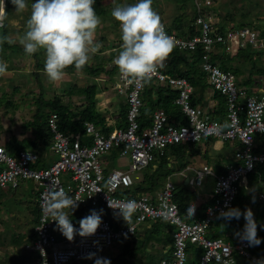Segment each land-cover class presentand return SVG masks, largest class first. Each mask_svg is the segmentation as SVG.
<instances>
[{"label": "built area", "instance_id": "2783aa9c", "mask_svg": "<svg viewBox=\"0 0 264 264\" xmlns=\"http://www.w3.org/2000/svg\"><path fill=\"white\" fill-rule=\"evenodd\" d=\"M194 5L198 16L193 25L198 27V35L186 40L163 25L180 50H194L199 44L203 45L205 54L201 66L209 74L212 89L226 97L225 121L214 118L210 112L193 104L194 86L184 77L169 75L160 66L152 79L157 85L168 84L179 91L175 103L187 118L186 124L171 123L166 111L157 109L152 115L151 126L141 130L138 118L144 105L146 84H129L119 73L113 89L125 98L126 127L106 134L94 123L85 122V134L67 135L60 130L58 114L52 112L48 118L52 135L50 148L58 159L49 167L42 166L37 150L11 151L0 143V188L16 190L21 181L29 180L40 188V216L34 228L37 238L24 246L32 256L23 264H72L87 259L89 253L105 251L126 237L135 236L141 224L156 220L165 221L173 227L171 255L160 264L264 262V258L255 255L251 246L237 235L241 231H228L216 237L209 232L214 218L222 210L233 207L239 188L243 184L247 187L248 176L257 164H264V151L256 150L257 138L264 136V95L249 93L246 87L238 85L233 72L220 68L212 57L218 44H222L229 54L245 47L264 51V27L252 25L217 34L214 15L208 12L213 8L214 0H194ZM205 139L238 142L241 148L235 150L233 164L224 172L217 174L208 165L195 170L196 176L191 183L196 186H201L208 177L215 179L214 200L201 218L191 222L182 219L180 207L174 199L176 185L171 177L167 178L157 194L133 196L126 193L135 184L132 174L143 171L164 156L169 146L200 143ZM114 149H118L120 158L129 157L131 163L128 170L114 169L106 173L103 158ZM51 184L79 200L77 209L87 207L108 211L109 215L102 216V223L94 236L81 238L76 235L69 242L52 218L45 216L42 205ZM128 199L135 200L138 205L129 225L116 217L107 203L108 200ZM259 200L264 204V190L259 193ZM74 226L78 229L79 223Z\"/></svg>", "mask_w": 264, "mask_h": 264}, {"label": "crops", "instance_id": "0c3cea01", "mask_svg": "<svg viewBox=\"0 0 264 264\" xmlns=\"http://www.w3.org/2000/svg\"><path fill=\"white\" fill-rule=\"evenodd\" d=\"M172 1L174 0H166V2L164 1L162 2L161 0H155V3L153 2L152 7L160 15L162 23L166 25L169 28V30L176 31L177 28H180V30L181 29L183 30L184 28L186 32H188L189 27L187 26L192 22V21L191 22L189 21H190V18L193 16L195 5H194V8H191L192 12L188 11L187 16L181 18V20L178 22L177 15H175L172 12L171 16H168L166 12L167 10L171 9L170 6L172 5ZM33 2L34 0H27L28 8L25 9L23 12H15V8L11 4V0H4V3L6 5V11L8 13V17L4 21V26L0 28V36H7L9 37V40H10V42H5L3 45H0V61H4L7 65V71L3 74H0V80L6 82V84L11 85L13 88V91H18V93L20 92V94L22 92L25 93L26 91H27L26 94L31 93V92L34 94V96L31 97L32 105L30 107L27 106L25 110H23V112L26 110L27 112H29V115L27 117V121L29 125L30 123L33 122V119H35L39 106H43L42 103H39V97L42 92V87L46 88L45 93H44L45 100H49V99H52L58 96V98L61 99L60 101L63 104L70 105V109L73 113H78V110L84 105H86L85 96L78 94L75 91V89L74 91L70 92L71 90L70 86L73 87L74 85H77L79 87H85V86H88L89 84L90 85L96 84L98 86L97 107L99 111L103 113V117H105V121L96 126L103 133H105L108 130L110 133L114 129L124 128L125 127V123H124L125 117L121 116V114L123 112L122 111L123 109L125 110L127 109L126 101H125V98L123 97H122L123 99H119L120 95L116 94V92L113 89L114 88L113 82L115 81L116 74L119 73V70L113 64L112 61L117 55L120 45L122 43L120 39L121 33H120L118 22L116 25H114L115 22L112 24H109L110 26L108 24L104 25V23H106V20L108 19L107 16L109 17H112V16L111 14L104 13L101 7L102 3L99 0H96L95 5H94L96 13L97 14L100 13L101 15H105V16L102 17L99 15L101 19V24L96 32V39H97V42L101 44V47L99 51L95 54L96 56L94 55L96 58H92L88 65L94 66V67H100V68L104 67V70L100 71L97 77H91L86 72L75 71L73 73L72 69L68 68L66 69L67 75L65 76L64 80L61 83L53 84L48 81L46 75L43 72L44 52L39 51L33 55H27L25 54L22 46L18 42V37L22 35L25 30L26 21L30 16V7ZM135 2L136 0H133L132 3H135ZM108 3L114 4L113 7H115L116 4H118L112 1L111 2L108 1ZM230 6L231 5H229V8H227V10L229 11H226V13H224L227 15H222L223 12L221 13V15L223 16L224 23L227 22L226 24H228V22H230V27H231V26L236 25L240 21L239 20L240 14L239 15L236 14L234 17L230 16L231 13H233L232 11H234V10H231ZM215 9H216V5H214V7L208 12H211L213 15H215ZM258 10L261 11V8H259ZM243 15L250 16V19H248L247 22L255 23V20L251 19L252 14L249 13V10L247 11L245 10V12L243 11ZM165 16H168V19H165ZM258 18L261 20L260 21L261 26H264V17L262 16ZM215 22L219 23L220 20L218 21L215 20ZM191 24H193V22ZM248 50H252L253 52L248 51ZM245 51H247V53L249 54H252L251 59L242 60L243 57L238 55ZM6 54L9 55L10 57L9 58L1 57L2 55H6ZM227 56L229 57V59L230 58L233 59L232 60L233 63H231V67L232 69L235 67L236 70H239L240 78L246 79L251 82V87H252V90L256 92L255 94H258V95L263 94L264 93V51H256L253 48L245 47V48L240 49L236 53H230V54L227 53ZM216 61L217 63H220L219 59ZM82 78L86 79L87 82L86 83L84 82L83 84L80 83L79 79H82ZM107 87H109V89H111L112 92L108 91ZM217 93L218 92H215L209 83L208 85L204 86L201 89V91L197 92V94L195 95V98H196L195 100L197 101L200 107H202L205 111L210 112L214 118L223 120L226 114H225V110H223L224 108H223V105H221V102H224V101L226 102V99L224 97H220V98L216 97ZM154 96L157 97V94L154 93ZM46 112L50 113V110H46ZM24 126L26 127V124H24ZM0 128L2 129V131L8 130V127H6L4 123L1 124ZM30 129H28V131L27 130L24 131L22 129L18 131L20 142H22L24 145H27L28 146L27 148L29 149L34 148V150H37V148H39L37 150L39 152L40 150L47 148L48 146L44 143L43 137L37 132V130L35 129L33 131V128L31 126H30ZM34 137H36L35 140H32ZM9 139L11 138L2 137L1 143L5 144L6 146L8 144L7 141ZM263 142L264 140L261 137L257 138V146L261 147L262 151H264ZM33 143L35 144L36 147L31 146ZM49 144H51V142ZM237 144L238 143L231 144V143H224L222 141H218L214 139H205L202 142L196 144L197 146L195 147V151H197V154H192L191 152L192 150L190 149L186 152V159L188 161V164L185 168L180 169L179 163L176 162L174 159L170 160L171 162L169 164V167L170 169H175L174 171L176 175L183 177L184 185L196 186L195 184L191 183L192 179L196 176L195 170L200 169L204 165H208L212 167L214 171L215 170L218 172L225 171L227 165L233 164L234 151L241 147V146L239 147V144L238 145ZM24 145L21 147H24ZM8 149H10V147ZM10 150L17 151V149H12V148ZM166 154H168V156L170 157L171 152L168 151ZM103 159H104L103 161H105L104 162L105 170L108 171L107 165L110 162V160L106 157H104ZM223 159H225L224 162H222ZM214 160H217V163ZM43 165H44V162H42V166ZM187 170H191L195 172V176L193 178L187 177V175L185 174ZM172 172L168 177L173 176L174 173ZM159 174H161V172ZM144 179L145 178H143V174H140V176L138 177V182H141ZM187 180H188V183H187ZM207 181H208V178H207ZM205 183H206V180L201 186H196V187H202ZM176 187L177 189L179 188V190H177V193L179 192L178 195L182 198L181 204L184 205L183 210H181V214H182V218L185 221H193L195 219H198L199 217L203 215L206 208L212 203V199H210L211 201L210 203L209 201L207 202V200H204V197H202V194L204 192L202 190L193 191L195 193H193L192 195H189L185 189L180 188L181 186L178 187L176 185ZM159 190H157L154 193L157 194ZM247 190H248V187H247ZM30 207H27L29 211H31ZM147 223L148 222L140 225L137 231L136 238L142 237L143 239L151 231H156L154 229L153 224L149 225ZM161 224L164 226L163 222ZM34 228H35V224H33L32 232H34ZM164 230H165L164 234L167 235V233L169 232V227H167V225L165 227H162V231ZM171 235L172 234L170 233V236ZM26 239L27 238L24 239V242L22 243L23 245H21L22 247L21 251L23 253V257H25L28 254V252L24 249V246L30 241ZM116 244H120L119 248L121 249V252H122L123 250L122 241L117 242ZM151 248L152 250L153 249L155 250H153V252L150 253ZM145 251L147 252L146 256H149V261H148L149 264H153L151 263V260H150V254L152 256L156 255L158 257H161L163 254L164 256L166 255L170 256L172 252V244L165 243L163 241L158 242L154 240L149 243ZM118 255L117 256L119 257V259H121L122 258V256H120L121 254L119 253ZM146 256H141V258L146 257ZM85 260H87L88 264H90L89 263L90 259L87 258ZM24 262L25 261L22 260L20 264H23ZM18 264H19V261H18Z\"/></svg>", "mask_w": 264, "mask_h": 264}, {"label": "clouds", "instance_id": "9594fccd", "mask_svg": "<svg viewBox=\"0 0 264 264\" xmlns=\"http://www.w3.org/2000/svg\"><path fill=\"white\" fill-rule=\"evenodd\" d=\"M11 4L15 12H23L28 8L27 0H11ZM94 5L95 0H34L31 4L30 16L18 42L27 55L44 52L43 72L50 83H61L69 67L81 71L99 51L101 44L97 42L96 32L101 19ZM152 5L153 0H136L135 3L118 4L111 10L112 18L119 24L122 41L112 62L129 84L150 83L157 68L163 65L175 47L173 37L167 34L160 15ZM7 17L4 0H0V28ZM5 42H10L9 37L0 36V45ZM6 71V63L0 61V74ZM78 202L55 184L49 185L44 195L42 207L45 216L52 218L59 232L69 242L76 235L81 238L94 236L102 223L103 209H93L79 221L77 229L70 216L77 209ZM107 203L114 215L122 218L127 225L138 209L137 202L131 199L108 200ZM241 216L245 224L242 233L237 235L250 246L259 245L257 223L250 208L242 212L239 208L228 207L219 213L218 219L239 220ZM87 258H95V253H89ZM96 264L109 262L96 258Z\"/></svg>", "mask_w": 264, "mask_h": 264}, {"label": "trees", "instance_id": "16d2710c", "mask_svg": "<svg viewBox=\"0 0 264 264\" xmlns=\"http://www.w3.org/2000/svg\"><path fill=\"white\" fill-rule=\"evenodd\" d=\"M197 16H198V11L196 8H194L193 16L190 18L189 22L192 21L194 23ZM191 23L187 26L189 27L188 32H186L184 28L183 30L182 29L180 30V28H177L176 31L170 30V32L177 34L178 37H182V38L184 37V39L186 40L191 39L195 35L199 34V31L197 29L198 27L194 26ZM226 23H224V21H221L214 25V28L217 31V34L218 33L224 34L226 32L224 28ZM252 24L253 23H249V22H246V23L238 22L236 25L230 27V22H228V26H229L228 29L243 28V27H247V25L248 26L250 25L249 27H251ZM216 48L218 49V52H216V54L213 55L212 61L228 58L227 53L224 51L225 49L222 44H218ZM248 51L253 52L252 50H248ZM204 54H205V49L202 44H199L194 50H189V49L180 50L179 48L174 47L173 52L170 54V56L166 59V61L162 65L169 75L175 76V77H184L194 86V97L192 101H193V104L195 105H198L197 101L195 100L196 99L195 95L197 94V92L201 91V89L204 86L209 84L208 83L209 74L206 71H204L201 66L202 58ZM238 55L243 57L242 60H248V59H251L252 57V54L247 53V51L240 53ZM69 69H72L73 73L77 71L74 67H69ZM103 70H104V67L100 68V67H94V66L87 65L81 70V72H86L91 77H97L100 71H103ZM224 70L233 72L232 71L233 69H231L229 65H226L224 67ZM235 72H233V74L239 77L238 79L239 85L246 87L249 93L255 94L256 92L252 90L251 82L246 79H241L239 70H236ZM70 89H71L70 92L74 91L75 89V91L78 94L85 96L86 105L81 107L78 110V113H73L70 109V105L63 104L60 101L61 99L58 98V96L52 99H49V100H45L44 93H45L46 88L42 87V92L39 97V103H42L43 106H39L38 111L36 113V117L31 124L33 125L37 124L34 127H36L37 132L43 137V141L46 145H49L52 139V135L49 132V127H48V118L52 112H55L58 114L60 130L67 135L74 134V133L85 134V126H84L85 122H91V123H94L95 125H99L105 121V117H103V113H101V111H99L97 107L98 86L96 84L94 85L89 84L88 86H85V87H79L77 85H74L73 87L70 86ZM154 93L157 94V97L154 96ZM178 93H179L178 90H176L175 88H173L172 86L168 84L157 85L154 79H152L150 83L146 84V88L143 94L144 105L141 109L140 116L138 118L141 124V130L151 126L152 115L157 109H164L171 123L186 124L187 118L180 111L179 106L175 103ZM259 95H264V93L259 94ZM216 97L218 98L224 97L226 99V97L220 93H217ZM224 104H226L225 101L221 102V105H223V108H224L223 110H226V106H224ZM46 110H50V113L46 112ZM122 111L123 112L121 116L125 117L124 123L126 127L127 109L126 110L123 109ZM43 130L45 131V133ZM105 133L108 134L109 130L106 131ZM259 137H261L264 140V136H259ZM225 143H228V142H225ZM196 144L198 143H187V144L179 143V144H173L169 146L167 148L166 153L170 151L171 152L170 157L168 156V154H165L164 156L160 157L158 160L152 162L148 167H146L143 170V178L145 179L142 180L141 182L137 181L134 184V187L130 189L129 191H126V193L132 194L133 196H140L143 194L154 193L159 189L161 190L165 185L167 177L171 174L172 170H175V169H170L169 167V164L171 162L170 160L174 159L176 162H178L180 165V169L185 168L188 164V161L186 159V152L190 149L192 150L191 151L192 154H197V151H195V148L193 147V145H196ZM16 146L15 145L10 146V149L11 148L12 149L17 148V150L29 149L27 148L28 147L27 145H24V147H20V146L16 147ZM31 146H35V144L33 143ZM38 149L39 148H37V150ZM256 150L261 151L262 149L261 147L258 146ZM111 155L119 156L118 149L112 150L110 154L107 156H111ZM107 156L106 158H108ZM107 172L109 171H106V173ZM160 172L161 174H159ZM177 190L178 189L176 187L174 199L179 204L180 215L182 217L181 210H183L184 205L181 204L182 198L178 195L179 192L177 193ZM241 190L243 192H247L248 194L249 200L247 201V203L244 198L245 193L244 194L241 193ZM263 190H264V164H257L255 170L248 176V190L246 187L239 188V193H238V196L236 198V201L233 207L239 208L243 212L246 208H250L248 207L249 204L251 205L253 203L258 202L259 193L262 192ZM39 192L40 190L37 191V194L35 195L34 206L33 207L28 206L31 208V211L34 214V224L35 225L39 222V216H40V207H39V200H38ZM255 196H257V198ZM258 204L260 205L257 208L255 209L250 208V209L253 212L254 219L257 223V238L260 240V243L259 245L251 246V250L255 255L261 256L264 258V204L260 200ZM88 211L90 212V209L87 207L83 209H76L70 216L73 225L76 223H79V221L82 218L87 216L89 213ZM218 216L219 215H217L214 218L212 227L209 230L211 236L216 237L219 235L226 234L228 233V231H233V230L242 232L244 224H245V220L243 219V216H241L239 220L232 219L231 221L218 219ZM147 222H148L147 224L149 225L153 224L154 229L156 231H151L143 239L142 237L140 239H137L136 238L137 234L133 237H126L125 239H123L122 240L123 250L122 252L120 251V254H121L120 256L125 257L126 255L128 256L131 255V257H135L134 255L138 253L137 249L139 248V246L141 249H143V251H145L149 243L154 240L158 242L163 241L165 243L172 244V235L170 236V233L172 234L173 232L172 226L166 224L167 227H169V232L166 235L164 234L165 230L164 231L160 230L162 227H164L161 224L162 223L161 220L147 221ZM186 222H191V221H186ZM26 238H27L26 240L33 242L36 240L37 236L35 232H32L31 235ZM31 256L32 255L29 252L25 257H23V254H22V260L26 261ZM168 257L169 256L167 255L164 256L163 254L160 257V263L164 258H168ZM151 263L153 262L151 261ZM72 264H88V261L83 259L80 261H75ZM239 264H251V263L246 260H241Z\"/></svg>", "mask_w": 264, "mask_h": 264}, {"label": "rangeland", "instance_id": "374dc122", "mask_svg": "<svg viewBox=\"0 0 264 264\" xmlns=\"http://www.w3.org/2000/svg\"><path fill=\"white\" fill-rule=\"evenodd\" d=\"M102 5V11L107 14H111V10L114 8V4H109V2L114 3H121V4H130L133 2V0H121L117 2V0H99ZM107 1V2H106ZM162 2H166V0H161ZM216 5L215 9V15H214V21L220 20L223 21L222 15L226 13L227 8H229V5L231 10L234 14L231 13L230 16H235L236 14H240V21L246 23L248 19H250V16L243 15V11L249 10V13L252 14L253 20H255V23L253 25L255 26H261L260 19L258 17H264V0H214ZM155 3V0H153ZM193 0H174L172 1V5L170 6L171 9L167 10L168 16H171L172 12L177 15L178 22L181 20V18L187 16L188 11L192 12L191 8H194ZM116 4V5H118ZM258 6V7H257ZM104 7V8H103ZM107 7V8H105ZM261 8V11L258 9ZM101 10V9H100ZM263 10V11H262ZM181 12V13H180ZM223 14L221 15V13ZM103 13V12H101ZM191 14V13H189ZM230 14V13H229ZM97 15H100L104 17L105 15H101L98 13ZM262 15V16H261ZM168 16H165V19H168ZM108 19L106 20V23L104 25H109L115 22L114 25L117 24V22L112 18L107 16ZM256 17V18H255ZM263 22V21H262ZM110 26V25H109ZM248 26V25H247ZM250 26V25H249ZM228 24L224 26L225 30L228 31ZM264 27V26H261ZM108 34V33H107ZM110 35V34H109ZM216 52H218V49L216 48ZM96 56V55H95ZM92 58H96V57ZM2 58H9V55H2ZM220 60V68L224 70V67L226 65H229L231 67L232 58L229 59H219ZM201 63V62H200ZM233 72L236 71L235 67L232 70ZM236 73V72H235ZM119 73L116 74V77ZM236 76L237 84L239 85V77ZM85 80V81H84ZM80 83H86V79L82 78L79 79ZM117 80L113 82V85L115 84ZM6 84V82L0 80V127L1 124L4 123L6 127H8L7 131H2L0 128V143L2 137L11 138L7 142L6 145L8 148L13 145H17L18 147L23 146L24 144L20 142L19 140V132L21 129L24 131H28L30 129V126L33 128V131L36 129V125H33L28 123L27 117L29 115V112L24 111L25 108L28 106L30 107L32 105V99L31 97L34 96V94L22 92L18 93V91H13V88L11 85ZM112 85V86H113ZM40 88V87H39ZM108 91L112 92L109 87H107ZM20 94V96H19ZM124 98V97H123ZM122 96L119 97V99H123ZM34 120V119H33ZM26 124V127L24 126ZM31 130V129H30ZM5 133V134H4ZM16 136V137H15ZM36 137H34L32 140H35ZM18 141V142H16ZM20 142V143H19ZM27 142V141H26ZM50 145H47V148H44L40 150L39 155L41 156L42 162H44L43 167H49L53 162H55L58 159V155L55 154L51 148ZM238 145V144H237ZM16 146V147H17ZM197 145H193L195 148ZM241 145H239L240 147ZM15 147V148H16ZM17 149V148H16ZM110 160L108 163V171L114 170V169H122V170H128L131 160L129 157L126 158H120L119 156L111 155L107 156ZM104 160V159H103ZM217 163V160H214ZM225 159L222 160L224 162ZM105 162V161H104ZM174 173L171 177L172 181L180 188H183L187 191L189 195H192L193 191H199L202 190L204 193L202 194V197H204V200L211 202L210 199H214L215 193H214V187H215V179L213 177L208 178V181L206 179V183L202 187H196L192 185H184V179L183 177L176 175L175 171L172 170ZM215 172L218 174V171L215 170ZM140 174H143V171L134 172L132 174L133 180L136 183L138 181V177ZM187 177L193 178L195 176V172L191 170H187L185 172ZM40 188L37 187V185L29 180V181H21L20 186L15 189H0V264H19L22 261V251H21V245L24 242V239L26 237H29L33 231V224H34V214H32L31 211L27 209L28 206L33 207L35 202V195L37 194V191H39ZM179 190V188H178ZM241 193L244 194L245 201L247 203L248 194L247 192H243L241 190ZM198 195V193H197ZM243 196V195H242ZM257 198V196H255ZM253 199V198H252ZM259 198L258 202L249 204L248 207L255 209L260 204ZM98 211V210H97ZM109 215L108 211L103 210L102 216L107 217ZM164 223V227L166 226V222L162 221ZM162 231V228L160 229ZM137 239H140L138 237ZM16 245V247H15ZM120 244H115L114 247L111 249H107L103 252L95 254V258L90 259V264H96V258H99L101 260H106L109 262V264H149V256L147 255L146 251H143V249L139 248L138 253L135 254V257H131L126 255L125 257H122L119 259L117 258L118 253H120L121 249L119 248ZM157 247V246H155ZM122 248V247H121ZM155 250V249H153ZM152 248L150 250V253L153 252ZM157 250V249H156ZM136 252V251H135ZM141 256H146L141 258ZM117 258V259H116ZM16 259V260H15ZM150 260L153 262V264H159L160 263V257L154 255L152 256L150 254Z\"/></svg>", "mask_w": 264, "mask_h": 264}, {"label": "bare ground", "instance_id": "6f19581e", "mask_svg": "<svg viewBox=\"0 0 264 264\" xmlns=\"http://www.w3.org/2000/svg\"><path fill=\"white\" fill-rule=\"evenodd\" d=\"M243 186H244V187H246V185H245V184H243Z\"/></svg>", "mask_w": 264, "mask_h": 264}, {"label": "water", "instance_id": "95a60500", "mask_svg": "<svg viewBox=\"0 0 264 264\" xmlns=\"http://www.w3.org/2000/svg\"><path fill=\"white\" fill-rule=\"evenodd\" d=\"M187 183H188V180H187Z\"/></svg>", "mask_w": 264, "mask_h": 264}]
</instances>
